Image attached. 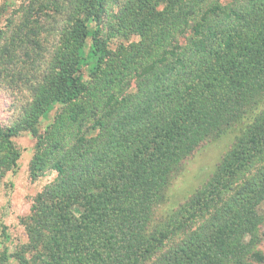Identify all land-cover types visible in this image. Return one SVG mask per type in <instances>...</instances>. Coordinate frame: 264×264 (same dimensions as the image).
Masks as SVG:
<instances>
[{
	"label": "trees",
	"instance_id": "trees-1",
	"mask_svg": "<svg viewBox=\"0 0 264 264\" xmlns=\"http://www.w3.org/2000/svg\"><path fill=\"white\" fill-rule=\"evenodd\" d=\"M1 38L0 80L30 99L0 125V177L25 132L31 178L57 176L21 219L26 242L12 252L4 230L0 264H264V0H29ZM241 123L151 229L184 161Z\"/></svg>",
	"mask_w": 264,
	"mask_h": 264
},
{
	"label": "rangeland",
	"instance_id": "rangeland-1",
	"mask_svg": "<svg viewBox=\"0 0 264 264\" xmlns=\"http://www.w3.org/2000/svg\"><path fill=\"white\" fill-rule=\"evenodd\" d=\"M28 1L0 0V41L8 25L15 18L20 17L21 10ZM222 1L227 3L232 0ZM112 9L116 12L117 8L111 5L109 17L113 12ZM133 40L137 41L138 38L135 37ZM39 61L41 64V57ZM7 80H0V125L2 126L12 125L20 115L22 107L30 99L28 86L22 83L11 86ZM54 115L55 112H52L44 117L41 130L52 121ZM243 125L244 123L235 125L221 136L206 140L193 155L184 161L171 179L163 199L155 205L151 229L161 226L177 213L210 180L217 166L240 135ZM95 134L96 131L92 130L88 136ZM15 143L22 154L18 170L16 173L0 177V240H4L3 232L6 229L9 240L5 242V245L9 246L12 252L18 243L22 244L27 240L21 219L30 214L35 196L57 176L54 170H50L38 180L31 178L30 165L36 145V139L32 133L21 134L15 138ZM256 244L254 251L264 255V223L259 230Z\"/></svg>",
	"mask_w": 264,
	"mask_h": 264
}]
</instances>
